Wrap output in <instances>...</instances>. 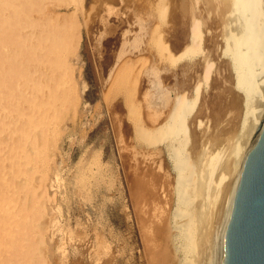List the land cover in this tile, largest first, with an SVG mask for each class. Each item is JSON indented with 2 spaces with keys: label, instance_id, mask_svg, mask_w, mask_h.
Listing matches in <instances>:
<instances>
[{
  "label": "rangeland",
  "instance_id": "obj_1",
  "mask_svg": "<svg viewBox=\"0 0 264 264\" xmlns=\"http://www.w3.org/2000/svg\"><path fill=\"white\" fill-rule=\"evenodd\" d=\"M10 1L7 2L9 6L7 7V4L6 9L1 8L4 13L0 9L2 13L0 18L7 17L5 19L10 21L7 20L5 26L0 29V73H3L0 74L2 88L0 107L4 106L3 115L7 117L2 121L0 116V132L3 123L15 124L20 122L19 118L23 122L25 120L26 125L30 123L37 125L40 122L38 127H41L43 136L40 133L37 143L43 153L39 150L41 155L37 159L42 158L41 163L45 162L42 163L44 168L41 167L42 170L37 172L39 174L36 173L31 178L33 185L41 188V195H36L35 190L32 193L26 192L20 185L17 187L15 185L13 192H10L4 190L0 184V195L15 193L13 198L17 202V207L20 206L16 216L18 220L16 227L11 232L13 238L11 237L10 242H2L0 235V255H2L0 264H11V262L12 264H45L44 262L47 264H180L184 251L180 249L177 252L174 249L170 241L169 228L173 221L181 224L186 218L174 217L184 203L180 199L183 189H179L177 178L179 172L170 149L174 150L178 146L184 133H179L180 139H176L178 141L174 143L171 136L175 133L169 136V132L163 133L159 126L169 122V112L176 106L177 96H184L186 101L193 100L196 95L195 90L198 88V99L194 110L191 113L184 111L185 115L181 117L178 115V118L183 117L185 120L186 135H188V137L185 135L188 139L185 145L188 153L186 154L193 163L195 162L198 170L195 181L199 188L192 206L197 209L199 203L203 202L201 212V220L204 221L203 231L207 232L206 235L210 239L207 247L215 260L217 254L215 236L221 229L222 214L226 212L229 202L227 186L233 182L237 161L239 163L241 155L236 154L235 148L245 139H243L244 135L245 137L249 135L248 131L251 130L249 119L252 118L251 115V118L247 117L248 119L244 120L245 96L236 87L235 70L226 51L227 35L231 28L230 0H164L161 8L155 7L156 0H83L78 8L76 5L78 0H53L51 6L48 5L51 0L49 2L31 0V3L30 0H16V3L14 0L12 3ZM20 4L22 8L18 9ZM10 5L16 8L13 14ZM20 9L23 11H19ZM59 11L60 13H57ZM16 13L21 17L18 18ZM51 20L54 23L50 22ZM24 23L27 25L25 29ZM194 24L198 25L201 36V42L198 43L200 52L184 55L178 59L180 53L187 47L195 45L192 43ZM48 29L52 32L49 31L45 35ZM47 35L50 37L48 38ZM18 38L23 44L17 41ZM56 39L61 43L63 41V46L60 42L59 44L57 41L54 42ZM38 42L40 46L35 48ZM49 42L53 45L50 46ZM48 49L55 53L56 58ZM53 49L56 51L54 52ZM58 53L60 59L57 57ZM61 59H65V63ZM54 61L57 62L56 64L64 63L62 72H60L61 65L56 69L57 65ZM5 63L6 65H3ZM207 67H209L207 69L209 75H207ZM52 73L53 75L56 73L55 77L51 75ZM47 75L53 78L48 80ZM27 79L30 80L29 83ZM56 79L58 82L61 80V83H57ZM41 84H44V87ZM56 84L63 88V93L60 92V96H57L60 101L55 96L58 102L56 101L55 104L56 102L53 101L54 104L51 105L54 107H49L48 112L51 110L48 119V115H45L46 120L39 116L32 118L31 114H28L29 104L33 101L45 100L48 91H53ZM260 85V93L264 95V83ZM37 89L43 92H37ZM257 95L253 97V103L257 106L262 105L263 108L264 102L261 104ZM34 98L37 101H31ZM58 104L64 105V109ZM261 108L259 107L256 113ZM57 110L61 112L56 113ZM26 117H31L29 122ZM46 121L48 125H45ZM50 125L51 127L53 125L52 133L46 131L48 128L51 129ZM142 129L148 131H142L145 132L144 134L140 131ZM146 132L156 134L153 142L145 137ZM164 135H168L167 138H164ZM7 136L10 138V135ZM43 139L46 142H43ZM47 143H50L49 146ZM200 152L204 153L202 157L204 160ZM215 154L217 158L220 157V160L217 159L220 162L216 163L218 168L215 167V172L211 170L215 174L213 178L211 172L213 179L212 185L210 184L212 190L209 188L211 197L206 198V201L200 200L198 196L201 190L200 184L210 174L206 157ZM43 169H47L44 175ZM220 173L226 178L225 180L223 178L222 183L219 182ZM177 194L180 196L178 197ZM29 207H32L31 210ZM20 217L23 220H20ZM34 219L44 222H37ZM35 246L37 247L33 250ZM200 246L198 244V249L190 253V258H195L201 253ZM39 247L45 249L41 250L43 253ZM12 248L13 250H9ZM26 257H31V260Z\"/></svg>",
  "mask_w": 264,
  "mask_h": 264
},
{
  "label": "bare ground",
  "instance_id": "obj_2",
  "mask_svg": "<svg viewBox=\"0 0 264 264\" xmlns=\"http://www.w3.org/2000/svg\"><path fill=\"white\" fill-rule=\"evenodd\" d=\"M8 1H10V0H0V9L3 7V10H4V8L6 9V5L8 4L7 2ZM12 1L13 0H11L10 1V3H12ZM16 0H14V2H15ZM40 1V0H39ZM45 1V0H44ZM50 0H48V2H49ZM13 2V3H14ZM53 2V0H51L50 2H49V4L48 5H50L51 3ZM59 2V1H58ZM82 2H83V0H78L77 1V3L78 4H76L77 5V8L78 7H80V5L82 4ZM16 3V2H15ZM30 3H31V0H30ZM24 4V3H23ZM42 4V2L40 3V5ZM56 4H58L57 2H56ZM163 4H164V0H156V2H155V7H159V8H161V7H163ZM33 5H35V4H33ZM9 6V4L7 5V7ZM11 6V8H13V12H12V14L14 13V12H16V11H14L16 8L13 6V5H10ZM16 6H18V5H16ZM46 6V5H45ZM44 6V7H45ZM51 6V5H50ZM53 6V5H52ZM19 7H21L22 8V4H20V6H18V9H19ZM26 7V6H25ZM25 7H23L24 9H25ZM32 7V6H31ZM37 7V6H36ZM67 7V6H66ZM10 8V9H11ZM46 8V7H45ZM68 8V7H67ZM8 9V8H7ZM9 9V10H10ZM33 9H34V7H33ZM2 10V9H1ZM0 10V11H1ZM2 10V11H3ZM8 10V11H9ZM12 10V9H11ZM10 10V11H11ZM31 10V9H30ZM44 10V9H43ZM230 10H231V15H230V25H231V28H230V30H229V32H228V35H227V48H226V51H227V53H228V55H229V57H230V59H231V63H232V65H233V67H234V70H235V83H236V87L239 89V90H241L243 93H244V96H245V103H246V111H245V114H244V120H246V119H248L247 117H250L251 115H252V118L251 119H249V122H250V120H251V122H250V124H249V128L251 129H249L250 131H248V133H249V135L247 134V137H245V135L243 136V141L242 142H240V144L239 145H237L236 146V148H235V151H236V154H241L240 155V158H239V163H238V161H237V169H236V175H235V177H234V179L232 180L233 182L231 183V184H228V185H230V186H227L228 187V198H229V202H228V206H227V210H226V212H224L223 214H224V216H223V214H222V218H223V220H222V223H220V225H221V229L220 230H218V234L215 236V240H216V250H217V252L215 251V246H214V251L217 253L216 254V257H215V260H213V258H212V256L213 255H211L209 252V250H208V247H207V243H208V240H210V239H208V237H207V235H206V231H203V225H204V221L203 220H201V218H202V216H201V212L203 211V202L202 203H199V205H198V208L197 209H195V208H193V206H192V204H193V201H194V196H195V193L198 191V188H197V186H198V184H197V186H196V173H197V169H196V166H195V162L193 163L192 161H191V159L190 158H188V156L189 155H187L188 153L186 152V150L187 149H185V145H186V142H188V139L186 138V136L188 137V135H186V132H187V128H186V126H185V120H184V118L182 117V118H178V115H179V117H181L182 115H185L184 114V111H187L188 113H191L193 110H194V108H195V103H196V101H197V99H198V92H199V88L197 89V90H195V93H196V95H195V99H193V100H188V101H186V99L184 98V96L183 97H181L182 95H180V96H177V104H176V106L175 107H172L173 109H172V111H170L169 113H170V115L168 116L169 117V119H168V117H167V119L169 120V122L168 123H166V124H162L163 126H159V128L163 131V133L165 132V133H168L169 132V136H171V133H175L174 134V136L172 137L171 136V139L172 140H174V143L175 142H177L179 139H180V137H179V133L181 134V132H182V134L184 133V135H182L183 137H182V139L181 140H179V142H178V146L177 147H175L174 148V150H172V149H170L171 150V152H173V157H174V163H176V168L178 169L177 170V172H179L178 173V179H179V189H183V191H181V196L179 195V194H177V196L179 195L180 196V199L182 200V203H184V205L181 207L182 209L180 210V208H179V210H177L178 211V213L176 214V216H174V217H185L186 218V221H184L183 223H177L176 221H173L172 222V224H171V227L169 228V229H171V234H169L170 235V241H171V243H172V245L174 246V249L177 251V252H179V250L181 249V250H183L184 251V254H183V256H181V259H180V264H222V261H223V232H224V229H225V226H226V223H227V221H228V218H229V215H230V213H231V211H232V208H233V204H234V200H235V196H236V192H237V189H238V185H239V182H240V179H241V173H242V167H243V164H244V161L246 160V158H247V156H248V154H249V152H250V150H251V148L253 147V145H254V143H255V141L257 140V138H258V136H259V134L261 133V130L263 129V127H264V107L263 108H261V106L262 105H255L254 103H253V97H256L255 95L256 94H258L259 95V98H260V103L261 104H263V102H264V95H261V93H260V90L259 89H261V88H259V85L262 83H264V0H230ZM19 11H23L22 9H20ZM18 11V12H19ZM51 11V10H50ZM5 11H3V13H4ZM21 12H19V13H21ZM31 12V11H30ZM46 12V11H45ZM55 12V11H54ZM53 12V13H54ZM8 14H9V12H7ZM40 13V12H39ZM52 13V14H53ZM57 13H60V11L59 12H57ZM0 14H2V13H0ZM17 14V13H16ZM21 14H23V13H21ZM31 14H32V12H31ZM41 14V16H42V13H40ZM4 15V14H3ZM25 15V14H24ZM7 16V15H6ZM13 16V15H12ZM17 16H18V14H17ZM26 16H28V14L26 15ZM32 16V15H31ZM37 16H38V14H37ZM19 17H21L20 15L18 16V18ZM25 17V16H24ZM61 17V16H60ZM5 18H7V17H4V18H0V29L2 28V27H4L5 26V24L7 23V20L8 19H5ZM31 18H33V17H31ZM14 19V18H13ZM17 19V18H16ZM16 19H14V20H16ZM21 19V18H20ZM27 19V18H26ZM26 19H24L25 20V22H26ZM45 19H48V18H45ZM19 20V19H18ZM39 20H40V18H39ZM50 20V19H49ZM9 21V20H8ZM23 21V20H22ZM36 21V20H35ZM35 21L33 22V24L35 23ZM43 21V20H42ZM41 21V22H42ZM45 21V20H44ZM10 22V21H9ZM12 22V21H11ZM30 22V21H29ZM28 22V23H29ZM39 22V24H40V21H38ZM38 22H36L37 24H38ZM48 22V21H47ZM50 22H53L54 23V21H50ZM52 23V24H53ZM11 24V23H10ZM9 24V25H10ZM16 24V23H15ZM14 24V25H15ZM17 24H19L18 23V21H17ZM25 24V23H24ZM30 24V23H29ZM32 24V23H31ZM30 24V26H33V25H31ZM39 24H38V26H39ZM49 24V23H48ZM56 22H55V26H56ZM26 25V24H25ZM36 25V24H35ZM64 25V24H63ZM197 24H194L193 26L194 27H192V28H194L192 31H193V36H194V41L192 42V43H194L195 45H194V47H193V45H191L190 47H187L183 52H181L180 53V55H179V57H178V59L179 58H182L184 55H194V54H197V53H199L200 52V45L198 44V43H200L201 41V36H200V34H199V30H198V25L196 26ZM11 26V25H10ZM13 26V25H12ZM16 26V25H15ZM21 26V25H20ZM22 26H24L23 24H22ZM29 26V27H30ZM37 26V25H36ZM36 26H34V27H36ZM37 26V27H38ZM9 27V26H8ZM25 27H27V25L26 26H24L23 28L25 29ZM41 27V26H40ZM39 27V28H40ZM45 27H47L46 25H45ZM23 28H20V29H22L23 30ZM38 28V29H39ZM43 28V27H42ZM6 28H4V30H5ZM9 29H11V28H9ZM30 29V28H29ZM37 29V28H36ZM49 29H50V27H49ZM48 29V31H47V33H45L44 31H43V33H45V35L46 34H48V32L49 31H51V30H49ZM52 29H54L55 30V28H53L52 27ZM15 30V29H14ZM27 30V29H26ZM33 29H31V31H32ZM47 30V29H46ZM45 30V31H46ZM5 31H7V30H5ZM24 31V30H23ZM41 31H42V29H41ZM40 31V32H41ZM57 31H58V29H57ZM198 31V32H197ZM1 32V31H0ZM2 32H3V30H2ZM16 32V31H15ZM18 32V31H17ZM37 32V31H36ZM52 32V31H51ZM50 32V33H51ZM55 32V31H54ZM4 33V32H3ZM6 33V32H5ZM13 33V32H12ZM21 33V32H20ZM24 33V32H23ZM26 33V32H25ZM32 33H34V32H32ZM59 33V32H58ZM40 34V33H39ZM2 35V34H1ZM20 35V37L22 38V36H21V34H19ZM18 35V36H19ZM26 35V34H25ZM30 35V34H29ZM34 35V34H33ZM50 35V34H49ZM49 35H47L48 36V38L50 37ZM52 35V34H51ZM54 35V34H53ZM60 35V34H59ZM71 35V34H70ZM8 36V35H7ZM18 36H16V37H18ZM26 36H28V35H26ZM44 36V35H43ZM55 36H56V32H55ZM55 36H53V37H55ZM35 36H33V38H34ZM57 37V36H56ZM55 37V38H56ZM58 37H60V36H58ZM5 38V37H4ZM25 39H26V37H24ZM28 38H29V36H28ZM37 38V37H36ZM38 38H40V37H38ZM42 38V37H41ZM44 38V37H43ZM64 38H66V37H64ZM63 38V39H64ZM6 39V38H5ZM4 39V40H5ZM19 39V38H18ZM45 39V38H44ZM51 39V38H50ZM61 39V38H60ZM193 39V38H192ZM4 40H3V42H4ZM24 40V39H23ZM29 40V39H28ZM32 40V39H31ZM33 40H36V39H33ZM41 39H39V41H40ZM52 40H54V38H52ZM1 41V40H0ZM17 41H20V39L19 40H17ZM26 41V40H25ZM30 41V40H29ZM38 41V40H37ZM44 41V40H43ZM47 41V40H46ZM50 41V40H49ZM58 42V39H56L54 42ZM21 42V41H20ZM19 42V43H20ZM60 42V41H59ZM59 42L57 43V44H59ZM68 42H70V41H68ZM68 42H66V43H68ZM4 43H6V42H4ZM33 42L31 41V44H32ZM40 43H42V42H40ZM45 43V42H44ZM48 43V42H47ZM47 43H46V45H47ZM50 43V42H49ZM52 43V42H51ZM49 44L50 46L51 45H53V44ZM61 43V42H60ZM7 44V43H6ZM9 44V43H8ZM14 44V43H13ZM21 44H23V41L21 42ZM20 44V45H21ZM27 44V43H26ZM30 44V43H29ZM29 44H28V47H29ZM35 44V43H34ZM55 44V43H54ZM63 44V41H62V43H61V45ZM64 44H65V42H64ZM5 45V44H4ZM10 45V44H9ZM9 45H8V47H9ZM16 45V44H15ZM37 45V47H35V48H39L38 47V45H39V42H38V44H36ZM13 46V45H12ZM22 46V45H21ZM20 46V47H21ZM24 46V45H23ZM22 46V47H23ZM40 46V45H39ZM41 46H43L42 44H41ZM45 46V45H44ZM49 46V47H50ZM55 46H56V44H55ZM55 46H52L53 48L55 47ZM63 46V45H62ZM3 47V46H2ZM49 47H47V48H49ZM51 47V48H52ZM57 47H58V45H57ZM56 47V48H57ZM64 47H65V45H64ZM63 47V48H64ZM0 48H1V46H0ZM61 48V47H60ZM63 48H62V50H63ZM5 49V48H4ZM11 49V48H10ZM9 49V50H10ZM16 49V48H15ZM25 49V48H24ZM40 49H41V47H40ZM42 49H44V48H42ZM59 49V48H58ZM57 49V50H58ZM18 50H20V48L18 49ZM39 50V49H38ZM60 51H61V49H59ZM1 51V50H0ZM4 51V50H3ZM7 51V50H6ZM11 52H12V50H10ZM26 51V50H25ZM30 51H32V50H30ZM35 51H36V49H35ZM45 51V50H44ZM48 51H50L51 52V50L50 49H48ZM53 51L55 52L56 50L55 49H53ZM22 52L24 53V51L22 50ZM38 52V51H37ZM37 52H36V54H37ZM41 52V51H40ZM39 52V53H40ZM57 52H59V51H57ZM62 52V51H61ZM8 53V52H7ZM45 53H46V51H45ZM52 53V52H51ZM60 53V52H59ZM58 53V54H59ZM6 54V53H5ZM10 54V53H9ZM29 55H30V53H28ZM53 54V53H52ZM57 54V55H58ZM61 54V53H60ZM60 54L57 56L58 57V59H60L59 58V56H60ZM12 56L14 55V54H11ZM19 55V54H18ZM24 55V54H23ZM22 55V56H23ZM40 55H43V54H40ZM45 55V54H44ZM54 55V58H56L55 57V53L53 54ZM62 55V54H61ZM7 56H8V54H7ZM64 56V55H63ZM1 57V56H0ZM30 57V56H29ZM33 57H35V55L33 54ZM37 57V56H36ZM43 58H44V56H42ZM49 57V56H48ZM50 57H51V55H50ZM62 57V56H61ZM12 58V57H11ZM25 58V57H24ZM24 58L22 59V60H24ZM32 58V57H31ZM39 58H40V56H39ZM4 59H5V57H4ZM13 59V58H12ZM15 59V58H14ZM18 59V58H17ZM16 59V60H17ZM45 59V58H44ZM178 59H176V60H178ZM0 60H1V58H0ZM27 60H30V59H27ZM46 60H49V59H46ZM61 60H63V62H64V60L65 59H61ZM32 61V60H31ZM43 61V60H42ZM50 61V60H49ZM37 62V61H36ZM35 62V63H36ZM38 62H39V60H38ZM47 62V64H48V61H46ZM45 62V63H46ZM51 62V61H50ZM50 62H49V64H50ZM55 62V61H54ZM53 62V63H54ZM58 62H60L59 60H58ZM0 63H1V61H0ZM4 63V62H3ZM8 63H9V61H8ZM27 63V62H26ZM32 63V62H31ZM34 63V64H35ZM40 63V62H39ZM41 63H43V62H41ZM45 63H43V64H45ZM52 63V62H51ZM57 62H55V64H56ZM60 63H62V61L60 62ZM65 63V62H64ZM63 63V64H64ZM59 64V63H58ZM56 64L57 65V68L56 69H59V66L61 65V64ZM62 64V65H63ZM2 65V64H1ZM3 65H6V63L5 64H3ZM3 65H2V67H3ZM18 65V64H17ZM36 65V64H35ZM38 65V64H37ZM62 65H61V67H60V72H62L63 70H62ZM16 66V65H15ZM30 66H32V65H30ZM29 66V67H30ZM39 66V65H38ZM209 66V65H208ZM7 67V66H6ZM5 67V68H6ZM33 67H34V65H33ZM36 67V66H35ZM39 67H41V66H39ZM43 67V66H42ZM41 67V68H42ZM64 67V66H63ZM210 67V66H209ZM209 67H207L206 68V71H208L207 69L209 68ZM14 68V67H13ZM24 68V67H23ZM37 68V67H36ZM49 68V67H48ZM3 69V68H2ZM8 69H10V67H8ZM15 69H17V68H15ZM14 69V70H15ZM21 69V68H20ZM19 69V70H20ZM26 69V68H25ZM52 69V68H51ZM50 69V70H51ZM4 70V69H3ZM11 70H13V69H11ZM10 70V71H11ZM32 70V69H31ZM44 70V69H43ZM43 70H41V71H43ZM53 70V69H52ZM21 71V70H20ZM1 72V71H0ZM29 72V71H28ZM28 72H27V74H28ZM52 72V71H51ZM58 72V71H57ZM56 72V73H57ZM6 73H7V71H6ZM46 74H47V71L45 72ZM54 73V72H53ZM53 73L51 74V75H53ZM55 73V74H56ZM207 73V72H206ZM0 74H3V73H0ZM16 74V73H15ZM20 74V73H19ZM18 74V75H19ZM40 74V73H39ZM54 74V75H55ZM58 74V73H57ZM64 74V73H63ZM9 75V74H8ZM24 75V74H23ZM35 75V74H34ZM33 75V76H34ZM53 75V76H54ZM61 75V74H60ZM59 75V76H60ZM65 75V74H64ZM207 75H209V71H208V74ZM4 76V75H3ZM7 76V75H6ZM20 76V75H19ZM27 76V75H26ZM58 76V75H57ZM55 77V76H54ZM63 77V76H62ZM65 77V76H64ZM63 77V78H64ZM13 78H15V77H13ZM21 78V77H20ZM23 78V80H24V76L22 77ZM49 78V75H47V79ZM50 78H53L52 76L50 77ZM50 78L48 79V80H50ZM2 79V78H1ZM61 79V78H60ZM10 80V79H9ZM17 80V79H16ZM28 80V79H27ZM209 80V79H208ZM2 81V80H1ZM12 81V80H11ZM15 81V80H14ZM13 81V82H14ZM18 81V80H17ZM21 81V80H20ZM47 81V80H46ZM52 81H54V80H52ZM51 81V82H52ZM65 81V80H64ZM19 82V81H18ZM25 82V81H24ZM30 82V80H28V83ZM39 82H40V80H39ZM44 82V81H43ZM50 82V81H49ZM56 82L57 83H61V80L58 82L57 81V79H56ZM3 83H5V82H3ZM21 83V82H20ZM27 83V82H26ZM33 83V82H32ZM54 83V82H53ZM6 84V83H5ZM12 84V83H11ZM51 84V83H50ZM34 85V84H33ZM38 85V84H37ZM41 85H43L42 87H44V84H41ZM41 85H40V88L42 89V87H41ZM46 85H47V83H46ZM1 86V85H0ZM5 86V85H4ZM49 86V85H48ZM62 86H63V83H62ZM261 86V85H260ZM37 87V86H36ZM67 87V86H66ZM65 86H64V88H66ZM263 87V86H262ZM7 88V87H6ZM9 88H11V87H9ZM47 88V87H46ZM0 89H2L1 87H0ZM21 89V88H20ZM19 89V91H21ZM23 89V88H22ZM28 89V88H27ZM39 89V88H38ZM38 89H37V92H39V91H41V92H43L41 89L38 91ZM263 89V88H262ZM16 90H17V88H16ZM29 90V89H28ZM44 90V89H43ZM67 90V89H66ZM10 91H12V90H10ZM9 91V92H10ZM45 91V90H44ZM47 91V90H46ZM41 92H40V95H42L41 94ZM60 92H62L63 93V88L62 87H60V85H57L56 84V86H55V88H54V90L52 91H48V95H47V97L45 98V100H38L39 102H34L33 100H35V98L34 99H32L31 101H33L31 104H29L30 105V107H29V115L31 114V117L33 118V116H35V117H44V119L46 120V118H45V115H48L47 116V119H48V117H49V112H50V110H49V112H48V109H49V107L50 106H53V105H51L52 103H53V101H57V98H59V97H57L59 94H60ZM65 92V91H64ZM67 92V91H66ZM261 92H262V90H261ZM264 92V91H263ZM263 92H262V94H263ZM31 93V92H30ZM45 93H47V92H45ZM44 93V94H45ZM1 94V93H0ZM14 94V93H13ZM15 94H16V92H15ZM22 94H23V92H22ZM37 94V93H36ZM39 94V93H38ZM66 94H68V93H66ZM3 95V94H2ZM1 95V96H2ZM25 95V94H24ZM33 95H35V94H33ZM63 95V94H62ZM258 95H257V97H258ZM11 96V95H10ZM31 96V95H30ZM43 96V95H42ZM41 96V97H42ZM55 96L57 97V98H55ZM60 96V95H59ZM18 97V96H17ZM29 97V96H28ZM34 97H36V96H34ZM38 97V96H37ZM65 97V96H64ZM66 97H67V95H66ZM33 98V97H32ZM63 98V97H62ZM258 98V99H259ZM2 99V98H1ZM15 99V98H14ZM29 99V98H28ZM55 99V100H54ZM66 98H64V100H65ZM237 100V99H236ZM2 101H4V100H2ZM17 101V100H16ZM22 101V100H21ZM35 101H37V100H35ZM58 101H60V98H59V100ZM57 101V102H58ZM255 101H256V99H255ZM13 102V101H12ZM28 102H29V100H28ZM57 102L55 103V104H57ZM22 104H23V102H21ZM20 103V104H21ZM60 103V102H59ZM259 103V102H258ZM19 104V105H20ZM54 104V103H53ZM60 104H62V103H60ZM60 104H58L59 105V107L61 108V107H63L62 105L60 106ZM235 104H237L236 102H235ZM5 105V104H4ZM17 105H18V103H17ZM25 105V104H24ZM65 105H66V102H65ZM68 105V104H67ZM54 107V106H53ZM53 107H51V108H53ZM259 107L261 108V112L259 113V112H257L256 113V111H257V109H259ZM6 108V107H5ZM7 109V108H6ZM61 109H64V107L63 108H61ZM67 109V108H66ZM7 110H9V108L7 109ZM11 110V109H10ZM54 110H55V108H54ZM59 110V109H58ZM56 111V113H58L59 111ZM28 111V110H27ZM66 111V110H65ZM10 112V111H9ZM52 113H53V111H51ZM61 112V111H60ZM59 112V113H60ZM51 113V114H52ZM4 114V106L2 107H0V116H2V121H4L7 117L6 116H4L3 115ZM6 114V113H5ZM9 114V113H8ZM16 114V113H15ZM181 114V115H180ZM254 114H258V115H254ZM23 115V114H22ZM28 115V116H29ZM37 115V116H36ZM62 115V114H61ZM64 115V114H63ZM11 116V115H10ZM24 116H25V114H24ZM51 116H54V115H50V117ZM30 117V118H31ZM25 118V117H24ZM27 118V117H26ZM30 118H27V121L28 120H30ZM52 118H56L55 116L54 117H52ZM51 118V119H52ZM187 118V117H186ZM10 119V118H9ZM16 119V118H15ZM23 119V118H22ZM51 119H49V120H51ZM57 119H58V117H57ZM37 120V119H36ZM41 120V119H40ZM43 120V119H42ZM53 120V119H52ZM167 120V121H168ZM18 121V120H17ZM16 121V122H17ZM19 121L20 122H22L21 124H20V122H17V123H15V124H12V123H9V122H6V123H3L2 125H1V132H0V165H1V173H0V184H2V186H3V189L4 190H7V191H10V192H13V190L15 189V185H16V187H17V185H20L23 189H25V191L26 192H30V193H32V191H34L35 190V192L37 193L36 195H41L42 194V190H41V188L40 187H35V185H33V183L31 182V178H33L32 176H34V175H36V173L37 172H39V170H42V169H40L41 167H43L44 168V166L42 165V163L43 162H45V161H42V163H41V159H37V157L39 156V155H41V154H39L40 153V151H41V149L39 148V146L40 145H38V143H37V139H38V137H39V135H40V133H41V135L43 134V131H42V129H41V127L39 128L38 127V125L40 126V122L37 124V125H35V124H32V123H30L29 125L27 124H25L26 122H25V120H24V122L23 121H21V119L19 118ZM34 121V120H33ZM39 121V120H38ZM37 121V122H38ZM29 122V121H28ZM31 122V121H30ZM48 121H46V124L45 125H48L49 123H47ZM60 122V121H59ZM246 122V121H245ZM33 123H35V122H33ZM52 123V122H51ZM11 124V126H9ZM55 124V123H54ZM43 125H44V123H43ZM42 125V126H43ZM44 125V126H45ZM57 125V124H56ZM59 125V124H58ZM28 126V127H27ZM50 127H51V125H50ZM57 127V126H56ZM44 128V127H43ZM48 127H46V129H47ZM53 128V125H52V127H51V129H47L46 131L47 132H49V133H52V129ZM158 128V129H159ZM159 129V130H160ZM146 129H142V130H140L141 132L142 131H145ZM42 131V132H41ZM45 131V132H46ZM146 131H148V130H146ZM44 132V133H45ZM142 133H144L145 134V132H142ZM152 134H149V133H147L146 132V138L150 141H154L155 140V138H156V134L154 133V132H151ZM46 134V133H45ZM245 134H246V132H245ZM7 135H10V138H8V136ZM56 135H57V133H56ZM158 135V134H157ZM168 135H164L163 137L165 138L166 136H168ZM186 135V136H185ZM43 136V135H42ZM46 137V136H45ZM49 137V136H48ZM142 137H144V135L142 136ZM159 137V136H158ZM163 137H162V140H163ZM145 138V139H146ZM160 138V137H159ZM167 138V137H166ZM170 138V137H169ZM168 138V139H169ZM42 139V138H41ZM51 139H53V137L51 138ZM161 139V138H160ZM176 139H178V140H176ZM44 140V139H43ZM48 141V140H47ZM50 141V140H49ZM150 141V142H151ZM165 141V140H164ZM169 141V140H168ZM43 142H46L45 140L43 141ZM173 142V141H172ZM44 144V146H45V143H43ZM50 144V143H49ZM49 144L47 143V145L49 146ZM43 145L41 144V147H42ZM47 147V146H46ZM46 147H44V149H46ZM40 150V151H39ZM43 151V150H42ZM41 151V153H43ZM170 152V153H171ZM216 152V151H215ZM187 153V154H186ZM46 154V153H45ZM200 154H201V152H200ZM43 155V154H42ZM201 155H203V156H201V158L202 157H204V153H202ZM197 156V155H196ZM199 156V155H198ZM219 155H218V152H217V157H218ZM206 157V156H205ZM216 157V154L215 155H210L208 158L206 157V163H207V167H208V169H209V171H210V174H209V176H207L206 178H205V180H203V182L200 184V186H201V190H200V192H199V194H198V196L200 197V200H204L205 199V201H206V198H209V197H211V195H209V193H210V191H209V188L211 187V183L213 182V179L211 178V176H212V173L213 172H215V167L218 165V164H216V163H219L220 161V157L219 158H217ZM46 158V157H45ZM45 158H43V159H45ZM199 159V158H198ZM217 159H219V160H217ZM40 160V161H39ZM202 160H204L203 158H202ZM47 159H46V164H47ZM219 161V162H218ZM201 162V161H200ZM231 162V161H230ZM234 162H235V160H234ZM197 163H199V162H197ZM205 163V162H204ZM232 163V162H231ZM223 165V164H222ZM228 165V164H227ZM229 165H230V163H229ZM235 165V164H234ZM206 167V168H207ZM219 167H221V164H220V166ZM227 167V166H226ZM234 167V166H233ZM235 167H236V165H235ZM46 168V167H45ZM217 168H218V166H217ZM231 168V167H230ZM202 169V168H201ZM207 169V170H208ZM214 169V170H213ZM228 169V168H227ZM44 170V169H43ZM45 170H47V169H45ZM44 170V171H45ZM175 170V169H174ZM206 170V169H205ZM213 172H212V171ZM225 170V169H224ZM230 170V169H229ZM43 171V175H44V173L46 174V171L44 172ZM219 171H220V169H219ZM203 172V171H202ZM212 172V173H211ZM225 172V171H224ZM42 173V172H41ZM208 173V172H207ZM37 174H39V173H37ZM214 173H213V178H214ZM177 176V175H176ZM36 177V176H35ZM38 177V176H37ZM217 177V176H216ZM176 178V179H177ZM223 178H224V175H223V173H220L219 174V179H220V181L219 182H221V181H224L226 178H224V180H223ZM177 179V180H178ZM204 179V178H203ZM230 181V180H229ZM198 182V181H197ZM218 182V183H219ZM222 183V182H221ZM220 183V184H221ZM211 184V185H210ZM214 184H215V181H214ZM177 185V184H176ZM216 185H217V183H216ZM219 185V184H218ZM227 185V184H226ZM178 186V185H177ZM215 187H217V186H215ZM20 188V187H19ZM177 189H178V187H176ZM177 189H176V191H177ZM211 189V188H210ZM222 189H223V186H222ZM18 190V189H17ZM212 190V189H211ZM213 190H215V189H213ZM216 190H218V187H217V189ZM224 191V190H223ZM8 193L9 195H7V196H5V195H0V235L2 236V239L3 240H1L2 242L3 241H5V242H10V239H11V237L13 238V233H11L12 232V230L13 229H15V227H16V224H17V219H16V216H18V210L20 209V206H18L17 207V202H16V200H14V198H13V195L15 194H13L12 195V193ZM44 192V191H43ZM179 192V191H178ZM178 192H176V193H178ZM21 193H23V192H21ZM217 193V191H215V194ZM223 193V192H222ZM4 194H6V193H4ZM18 194V193H17ZM212 194V193H211ZM214 194V195H215ZM225 194H226V192H225ZM27 195V194H26ZM178 196V197H179ZM15 197H17V196H15ZM20 198V197H19ZM26 198V197H25ZM43 199V198H42ZM178 199V198H177ZM198 200H199V198H197ZM19 200V199H18ZM179 200V199H178ZM181 200H180V202H181ZM208 201V200H207ZM180 202H178L180 205H181V203ZM33 203V202H32ZM39 204V203H38ZM205 204H206V202H205ZM24 205V204H23ZM33 205V204H32ZM177 205V204H176ZM179 205V206H180ZM25 206V205H24ZM34 206V205H33ZM178 207V206H177ZM30 208V210H31V208L32 207H29ZM34 209V208H33ZM36 209V208H35ZM226 209V208H225ZM22 211V210H21ZM20 211V212H21ZM36 211V210H35ZM38 212V211H37ZM40 212V211H39ZM175 212V211H174ZM173 212V213H174ZM22 213V212H21ZM20 213V214H21ZM31 214V213H30ZM29 214V215H30ZM40 214H42V212L40 213ZM46 215V214H45ZM44 215V216H45ZM174 215H175V213H174ZM22 216H24V215H22ZM28 216V215H27ZM44 216H42V217H44ZM46 217V216H45ZM180 217H179V219H180ZM217 217V216H216ZM18 218V217H17ZM28 218V217H27ZM35 218H36V216H35ZM22 218L20 217V220H21ZM178 219V218H177ZM219 219V218H218ZM23 220V219H22ZM27 220V219H26ZM29 220H30V218H29ZM35 220V219H34ZM201 220V221H200ZM25 221V220H24ZM35 221H37V219L35 220ZM39 221H42V220H39ZM39 221H37V222H39ZM178 221V220H177ZM22 222V221H21ZM32 222V221H31ZM42 222H44V221H42ZM41 222V223H42ZM46 222V221H45ZM27 223V222H26ZM33 223V222H32ZM36 223V222H35ZM34 223V224H35ZM18 224H19V222H18ZM20 224H22V223H20ZM30 224V223H29ZM167 224H169L168 222H167ZM203 224V225H202ZM31 225V224H30ZM41 225H43V224H41ZM220 225H219V227H220ZM44 226L46 227V225L44 224ZM44 226H42V227H44ZM170 226V225H169ZM20 227H21V225H20ZM24 227V226H23ZM28 227V226H27ZM44 227V228H45ZM18 228H19V226H18ZM43 228V229H44ZM32 229V228H31ZM30 229V230H31ZM19 230V229H18ZM16 231V230H15ZM25 231V230H24ZM31 231H33V230H31ZM37 231V230H36ZM170 231V230H169ZM21 232H22V228H21ZM27 232V231H26ZM28 232H29V229H28ZM35 232V231H34ZM201 232V233H200ZM18 233H20V231L18 232ZM17 233V234H18ZM37 233V232H36ZM209 233V232H208ZM16 234V235H17ZM25 234V233H24ZM28 234H32V233H28ZM42 234V233H41ZM15 235V234H14ZM27 235V233L25 234V236ZM34 235H36L35 233H34ZM19 236V235H18ZM22 236H23V234H22ZM28 236V235H27ZM31 236V235H30ZM29 236V237H30ZM36 236H39V235H36ZM42 236V235H41ZM15 237V236H14ZM32 237H34V236H32ZM25 238V237H24ZM28 237H26V239H27ZM40 238V237H39ZM19 239V238H18ZM23 239V238H22ZM30 239H31V237H30ZM29 239V240H30ZM37 239V238H36ZM36 239H35V241H36ZM169 239V238H168ZM13 240V239H12ZM17 240V239H16ZM15 240V241H16ZM43 240V239H42ZM26 241V240H25ZM27 241H28V239H27ZM26 241V242H27ZM32 241V240H31ZM12 242V241H11ZM34 242V241H33ZM37 242V244H38V241H36ZM41 242V241H40ZM210 242V241H209ZM14 243V242H13ZM45 243V242H44ZM43 243V244H44ZM0 244H1V242H0ZM4 244V243H3ZM8 244V243H7ZM6 244V245H7ZM32 244V243H31ZM198 244H200L201 246L200 247H202V251H201V253H199V254H197V256L195 257V258H190L189 256L191 255L190 253H192L193 251H195V250H197L198 249ZM5 245V244H4ZM13 245V244H12ZM11 245V247H13ZM40 245V244H39ZM213 245H214V243H213ZM3 246V245H2ZM24 246V245H23ZM33 246H34V244H33ZM44 246V245H43ZM173 246H171V247H173ZM7 247H8V245H7ZM37 246H35V247H33L34 249L33 250H35V248H36ZM42 247V246H41ZM41 247H39V249L41 248ZM2 248V247H1ZM9 248V247H8ZM5 249V248H4ZM21 249V248H20ZM23 249V248H22ZM31 249V247L29 248V250ZM44 249V248H43ZM42 248L40 249V251L41 250H43ZM213 249V248H212ZM3 250V249H2ZM9 250H13V248L12 249H9ZM45 250V249H44ZM0 251H1V249H0ZM5 251V250H4ZM39 250H38V252H40ZM20 252V251H19ZM28 252V251H27ZM33 252H35V251H33ZM42 253H43V251H41ZM215 252H214V255H215ZM16 253V252H15ZM45 253V252H44ZM208 253L210 254V255H208ZM6 254H8V253H6ZM17 254V253H16ZM33 254V253H32ZM40 254V253H39ZM175 254V253H174ZM35 255H37V254H35ZM44 255V254H43ZM0 256H2V255H0ZM11 256H12V254H11ZM33 256V255H32ZM175 256V255H174ZM33 257H35V256H33ZM176 257V256H175ZM180 257V256H179ZM179 257H178V259H179ZM194 257V256H193ZM1 258V257H0ZM10 258V257H9ZM26 258H29V257H26ZM31 258V257H30ZM29 258V259H30ZM44 258H45V256H44ZM17 259V258H16ZM36 259V258H35ZM3 260H4V256H3ZM12 260V259H11ZM23 259H21L20 261H22ZM26 260V259H25ZM31 260V259H30ZM14 261V260H13ZM19 261V260H18ZM29 261V260H28ZM22 263H23V261H22ZM45 264H47L46 262H44ZM11 264H12V262H11ZM21 264V263H20ZM29 264V263H28Z\"/></svg>",
  "mask_w": 264,
  "mask_h": 264
},
{
  "label": "water",
  "instance_id": "obj_3",
  "mask_svg": "<svg viewBox=\"0 0 264 264\" xmlns=\"http://www.w3.org/2000/svg\"><path fill=\"white\" fill-rule=\"evenodd\" d=\"M222 264H264V127L242 167L223 232Z\"/></svg>",
  "mask_w": 264,
  "mask_h": 264
}]
</instances>
